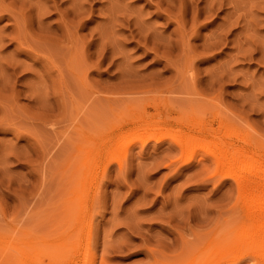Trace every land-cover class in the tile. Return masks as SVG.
Returning <instances> with one entry per match:
<instances>
[{
  "label": "rangeland",
  "instance_id": "obj_1",
  "mask_svg": "<svg viewBox=\"0 0 264 264\" xmlns=\"http://www.w3.org/2000/svg\"><path fill=\"white\" fill-rule=\"evenodd\" d=\"M158 2L0 0V252L58 254L87 206L79 242L90 226L97 264L216 237L227 262L258 263L264 233L244 213L261 190L216 175L208 152L230 132L264 147V0ZM190 136L185 163L173 138Z\"/></svg>",
  "mask_w": 264,
  "mask_h": 264
},
{
  "label": "bare ground",
  "instance_id": "obj_2",
  "mask_svg": "<svg viewBox=\"0 0 264 264\" xmlns=\"http://www.w3.org/2000/svg\"><path fill=\"white\" fill-rule=\"evenodd\" d=\"M176 1L177 0L175 1L159 0V2L155 6L159 11L160 6L162 4L171 6L172 4H175ZM182 9L184 10V7H182ZM156 14H158V12ZM148 38L149 35L145 37V40H148ZM193 85H195V82L193 83ZM195 95H199V94L195 93ZM156 115L158 114L147 115V121L154 120L156 118ZM194 120L196 119H194V117H191L188 120H185V123H189L187 125H189V127L191 126L190 128L197 129L198 131L196 132L199 135L208 134L215 130L212 124L206 125V124H202V122L200 121H198L195 124L192 123V121ZM162 121L165 123L170 122L168 118H165ZM229 124L230 123L225 122L223 118L222 119L220 118L217 121V126L219 128L227 127V125ZM193 136H190L187 140L174 137L173 143L176 146H178L183 153L184 150H186L185 148L189 147L192 144L191 139L196 138ZM215 138H219V142L215 141L213 143L214 150L209 151L208 154L215 162L214 172L216 173V175L217 172H219L220 174V171L221 172L223 171L221 175L222 179L223 178L232 179L237 189L255 188L261 190V193L255 197V200L253 201L254 202L253 205H251L250 208H247V210L245 211L244 216L249 218L252 222L254 221V223L260 222L258 226V233L259 232L264 233V147H261L259 146V144H257L256 138H255L256 140L252 137H248L245 139H238L237 135L232 132L227 134V138H228L227 140L223 138L221 139L220 135L216 136ZM112 139H113V135L111 133H108L107 131L99 133L98 142H100L99 144H100L101 152L102 150L103 152L109 151ZM197 140H199V138ZM186 152L188 154V150ZM190 153H192V151ZM190 153L188 155L186 154L188 157L186 158L185 163H188L192 159L193 155H191ZM91 155L94 157L89 158L90 161L92 160L96 162L102 159L101 153L96 152L95 155L93 154ZM89 216H90L89 207L84 206V210L78 216L76 215L71 218L73 222L71 227H74L76 230L73 231L74 229H71L70 227L66 231L65 241L61 244L60 252L59 251H58L59 253L57 251L54 252L58 254L53 255L52 254L53 252L51 253L49 251L50 252L49 253L44 250L42 251V249L36 250L32 247L33 244H30L25 240H24L25 242H18L16 241V239H12L9 240V242L6 245L2 246L1 248V252L6 251L5 252L6 255L4 256L5 259L3 260L2 257V259L0 260V262L2 261L1 264H97L95 259V249L94 246L92 245V240H91L92 229L90 226L87 228L86 242L84 244H81L79 242V235L83 231L81 221L85 220V218ZM219 238L216 237L215 240L210 239V241L213 240L211 243L208 240L209 243L207 242L208 243L207 245L205 244L204 247H201L202 249L201 248L197 249L198 248L197 247L196 250H192L189 247L187 249L186 246H182V248H180V252L177 253L176 255H174L176 252H174L173 255L168 253L167 255L169 256L170 255L172 257L175 256L173 257V259L175 258L174 260H169L167 257L166 260L164 256L165 260L162 259L163 262L159 260L158 257L157 259L155 258L156 261L155 259L153 261V257H152L150 264H237L235 260H231L230 262L229 261L227 262L225 260L223 255L224 253L222 247L223 245ZM262 243H264V241H262ZM184 247L186 248V250H184ZM181 249H183L184 251L183 250L181 251ZM147 251H149V254L151 255L154 253L152 248L151 249L148 248ZM1 252H0V256L1 254H3V252L2 253ZM256 258L258 260L257 264H264V244H262L260 248V253L257 255ZM157 260L161 262H158ZM105 263L106 262L103 258L99 261V264H105Z\"/></svg>",
  "mask_w": 264,
  "mask_h": 264
}]
</instances>
